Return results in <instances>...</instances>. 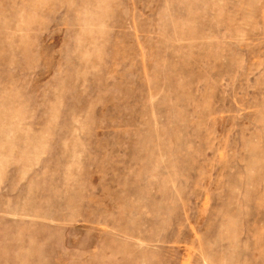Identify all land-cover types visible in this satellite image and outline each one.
Wrapping results in <instances>:
<instances>
[{
    "label": "rangeland",
    "instance_id": "1",
    "mask_svg": "<svg viewBox=\"0 0 264 264\" xmlns=\"http://www.w3.org/2000/svg\"><path fill=\"white\" fill-rule=\"evenodd\" d=\"M0 264H264V0H0Z\"/></svg>",
    "mask_w": 264,
    "mask_h": 264
}]
</instances>
